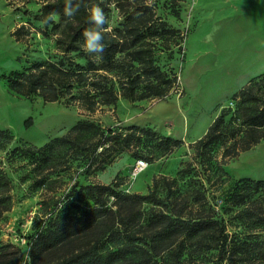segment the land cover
<instances>
[{"label":"trees","instance_id":"16d2710c","mask_svg":"<svg viewBox=\"0 0 264 264\" xmlns=\"http://www.w3.org/2000/svg\"><path fill=\"white\" fill-rule=\"evenodd\" d=\"M172 2L178 4L179 0ZM92 4H99L108 19L112 7L122 17L117 25L111 27L109 23L101 57L89 55L83 48V32L91 26L87 9ZM64 7L65 0H43L35 15L43 23L39 29L43 35L55 36L62 57L56 61L38 60L10 71L4 76L10 91L27 98L39 95L49 102L64 100L68 105L76 104L94 112L104 105H116L120 97L130 101L162 98L176 86L177 74L164 69L158 52L169 49L172 56V43L180 45L184 36L167 21H159L150 0H83L79 12L71 19L65 17ZM175 13L179 15V11ZM50 14H54L52 19H48ZM31 25V22L30 26L18 25L12 35L18 40L30 36ZM77 57H82L84 62ZM231 100L234 105L223 106L206 133L191 143L197 158H201L200 163L218 147L223 148L225 158H231L264 140V73L252 78ZM114 136L99 122L80 119L62 136L42 146L28 147L41 154L47 164L48 172L39 177L38 184H45L55 172V152L63 143L70 144L80 154L96 158L100 148L110 146ZM12 139L9 129H0V142ZM131 140L127 134L123 144L130 145ZM162 140L169 143L168 149L183 143L182 139L168 136H161ZM161 178L168 186L164 197L155 191L160 178L155 179V189L144 195L123 194L112 183L73 187L70 202L76 209L62 206L51 212L44 228L33 237L32 264H138L137 257L147 261L148 255L158 256L167 250L176 261H181L187 253L184 261L199 260L201 264H264V179L235 180L224 203L218 207L200 191L193 197L186 194L182 203L179 202L180 195L168 178ZM11 190L12 179L0 164V218L12 207ZM111 195L120 201L115 203L116 209L107 207ZM139 201L162 207L150 211L149 235L142 239L150 248L136 243L141 237L137 231H131L132 203ZM115 222L125 227L127 243H116V249L103 254L98 245L99 238L105 235L96 238L93 235L111 224L108 238L118 240L121 233L113 228ZM78 239L83 244L64 257L56 256L60 244ZM9 246L13 249L0 247V264H20L21 249Z\"/></svg>","mask_w":264,"mask_h":264},{"label":"rangeland","instance_id":"374dc122","mask_svg":"<svg viewBox=\"0 0 264 264\" xmlns=\"http://www.w3.org/2000/svg\"><path fill=\"white\" fill-rule=\"evenodd\" d=\"M42 1L0 0V129H9L13 134L11 141L0 142V164L12 179V207L0 218V247L13 249L9 245H14L21 249L20 264H32L33 237L44 228L51 212L62 206L65 209L73 208L70 191L75 186L80 188L90 183H112L123 194L144 195L155 189V179L160 178L155 191L164 197L168 186L161 177L166 176L177 195H180L177 196L179 202L186 194L193 197L200 191L213 205L220 207L235 180L264 179V140L231 158H225L223 148L218 147L206 155L202 163L191 147L192 142L206 133L223 106L234 105L231 98L235 92L225 101H215L212 110H200L201 104L207 99L200 100V95L191 92L188 89L191 85L186 82L191 73L195 50L199 47L204 50L211 45L200 41L204 32L199 36L195 30L200 18L203 19V28L201 26L199 29L202 31L208 27L210 16L203 12V8L217 0H179L178 4H173L172 0H150L160 17L159 21H167L169 25L180 29L184 36L180 45L172 43V56H169V49L158 52L159 63L164 69L177 74V84L165 97L137 101L120 97L116 105H104L94 112L76 104L68 105L64 100L49 102L39 95L31 98L20 96L10 91L6 85L4 76L10 71L23 69L38 60L56 61L63 55L56 48L55 36H45L39 30L43 23L35 15L39 12ZM174 9L179 11V15ZM121 20L117 9L112 7L109 13L110 26L117 25ZM30 22L33 27L30 36L18 40L12 35L18 25L26 23L30 26ZM77 60L84 62L82 57H77ZM202 68L207 70L206 65ZM263 73L264 71L252 78ZM209 86L216 89L215 83H210ZM165 100L177 101L182 109L173 119L154 118L155 105ZM185 109L190 113L188 116L193 132L181 135L178 131L183 117L178 114L186 112ZM80 119L95 120L108 134L115 135L109 142L110 146L100 148L101 152L93 158L89 154H80L70 144L63 143L55 152V172L45 184H38L39 177L48 172L47 164L41 154L28 147L42 146L52 138L62 136ZM132 127L139 130L131 129ZM140 128L147 130L141 131ZM127 134L131 135L130 145L123 144V138ZM161 136L182 139L183 143L168 149L169 143L161 141ZM15 148L16 151H13ZM139 159L146 163L142 169H137L136 166ZM116 202L120 201L111 195L107 207L116 209ZM132 204L134 225L131 231H137L138 237H141L136 243L150 248L142 240L149 235L147 228L150 211H159L162 207L149 201ZM108 228H111V224L105 226L99 234L93 235L95 238L105 235L99 238L98 245L103 254L116 249V243H127L126 230L122 224L113 223V228L121 233L118 240L108 238ZM82 241L78 239L63 242L57 248L56 256L64 257L83 244ZM168 253L169 250L158 256L148 255L147 261L137 257L138 264H201L199 260L184 261L188 257L187 253L182 256L181 261L173 260Z\"/></svg>","mask_w":264,"mask_h":264},{"label":"crops","instance_id":"0c3cea01","mask_svg":"<svg viewBox=\"0 0 264 264\" xmlns=\"http://www.w3.org/2000/svg\"><path fill=\"white\" fill-rule=\"evenodd\" d=\"M203 12L210 16L208 27L199 29L203 25L200 18L195 32L199 36L204 32L200 41L211 45L195 50L186 82L191 85L187 87L191 92L200 95V100L207 99L199 108L206 111L212 110L215 101H225L254 75L264 71V0H217L205 5ZM209 34L213 35L211 42L207 40ZM203 65L207 70H203ZM210 83H215L216 89L210 88ZM181 109L177 101H160L153 109V116L173 119ZM179 114L183 120L178 133H192L188 110Z\"/></svg>","mask_w":264,"mask_h":264},{"label":"clouds","instance_id":"9594fccd","mask_svg":"<svg viewBox=\"0 0 264 264\" xmlns=\"http://www.w3.org/2000/svg\"><path fill=\"white\" fill-rule=\"evenodd\" d=\"M83 0H65L64 15L71 19L79 12ZM90 27L83 32V48L89 55L101 57L104 50L105 33L108 31L109 19L104 9L99 4H92L87 9ZM54 14H50L48 19H52ZM207 40L211 42L213 35L209 34ZM30 259V255L28 256Z\"/></svg>","mask_w":264,"mask_h":264},{"label":"built area","instance_id":"2783aa9c","mask_svg":"<svg viewBox=\"0 0 264 264\" xmlns=\"http://www.w3.org/2000/svg\"><path fill=\"white\" fill-rule=\"evenodd\" d=\"M145 161L143 160V159H139L138 161H137V164H136V166H137V169L139 168V169H142L144 166H145Z\"/></svg>","mask_w":264,"mask_h":264}]
</instances>
